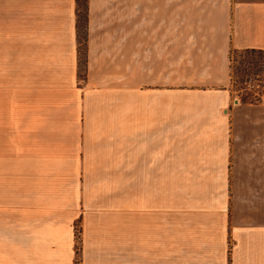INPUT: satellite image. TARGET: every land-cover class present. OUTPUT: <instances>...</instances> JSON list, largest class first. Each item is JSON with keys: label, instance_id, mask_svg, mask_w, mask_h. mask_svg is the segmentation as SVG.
Listing matches in <instances>:
<instances>
[{"label": "crops", "instance_id": "0c3cea01", "mask_svg": "<svg viewBox=\"0 0 264 264\" xmlns=\"http://www.w3.org/2000/svg\"><path fill=\"white\" fill-rule=\"evenodd\" d=\"M86 14L81 78L78 0H0V264H75V224L79 264H153L164 182L228 175L230 147L238 206L264 196V90L231 126L226 108L228 50L264 49V0H87ZM182 35L212 38L188 83L222 85L196 109L217 123L184 150L165 130L180 119ZM244 219L232 264H264V219Z\"/></svg>", "mask_w": 264, "mask_h": 264}, {"label": "rangeland", "instance_id": "374dc122", "mask_svg": "<svg viewBox=\"0 0 264 264\" xmlns=\"http://www.w3.org/2000/svg\"><path fill=\"white\" fill-rule=\"evenodd\" d=\"M86 8L87 0L86 6L85 0H78V13L80 15L85 14ZM79 24L78 74L83 78L87 64V46L86 40H83L85 35L87 38V14L86 25L85 21ZM84 30H86V34H84ZM184 32L189 31L182 30V33ZM178 43L181 48L179 70L181 81L180 119L174 121L172 116H166L165 130L166 135H173L169 132L175 127L178 128L179 141L182 150H184L191 148L194 144L191 137L197 134L196 127L198 125H202L203 122V125L217 123L216 118L213 116L205 117L202 120L196 114V109L209 108L215 96L207 95L206 92L213 88L221 89L222 85L218 83L213 85H190L188 83L190 80L199 78L198 74L201 69L196 64L205 61L204 49L211 47V37L182 35ZM262 64L263 53L261 51L229 48L230 95L226 108L229 113L230 126L232 120L231 110L234 104L239 103L240 100L253 99L255 94L262 89L264 78V71L260 69ZM254 70L257 71L254 72ZM196 88L202 93H199V95L194 93ZM198 103L203 104V106ZM223 110L226 111L225 108ZM260 112L258 113H263ZM206 113L207 111H205ZM260 120L263 124L264 121L262 120L264 119L261 118ZM229 154L228 175L225 171H219L223 177L218 174L217 178L204 180L201 175H198L201 178L196 180L186 178L180 181L166 180L164 182L163 207L162 212L159 213L160 219L158 223L156 220L150 221L148 227L147 250H149V256L155 258V264H232L231 251L236 240L243 232L253 234L251 231L254 230L250 228L255 225L249 219H244L248 221L246 223H240L239 220L242 217L264 219V196H256L253 199V195H251L254 203H252L251 198H248L246 204L238 206V203H243V201L235 196L232 189L231 147ZM183 155L181 160L185 162L189 157H185L187 154ZM196 157L191 156L192 160L199 161ZM212 157L219 162L224 159L220 154ZM252 208H256V211L253 212ZM237 222H239L238 225ZM74 227L75 264H79L81 255L79 251V229L77 224ZM259 227H262V225Z\"/></svg>", "mask_w": 264, "mask_h": 264}, {"label": "trees", "instance_id": "16d2710c", "mask_svg": "<svg viewBox=\"0 0 264 264\" xmlns=\"http://www.w3.org/2000/svg\"><path fill=\"white\" fill-rule=\"evenodd\" d=\"M85 6H86V0H85ZM84 22L85 21V25H86V12L85 14L82 16L78 13V18H77V26H78V35H79V26H80V22ZM85 27V26H84ZM85 29V28H84ZM84 34H86V30H84ZM78 40H79V36H78ZM83 40H86V35L84 36ZM236 49V48H235ZM244 49L245 51H255V50H258V51H261L263 53V64H262V67L260 68L262 71H264V49L263 48H256V47H244L242 48ZM257 70H254V72H256ZM264 73V72H263ZM264 90V78H263V85H262V89L260 91L257 92V94H255L254 98L253 99H250V100H244L245 101H252V102H256L260 99L261 97V94ZM243 100V99H242Z\"/></svg>", "mask_w": 264, "mask_h": 264}]
</instances>
